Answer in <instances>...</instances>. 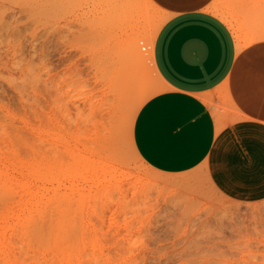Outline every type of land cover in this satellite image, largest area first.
I'll return each instance as SVG.
<instances>
[{"label":"rangeland","instance_id":"374dc122","mask_svg":"<svg viewBox=\"0 0 264 264\" xmlns=\"http://www.w3.org/2000/svg\"><path fill=\"white\" fill-rule=\"evenodd\" d=\"M124 2L128 13L121 27L143 20L140 24L146 30L154 26L157 32L164 18L161 10L154 21L142 12L141 0ZM112 8V0H0V180H7L16 200L28 191L36 192V207L44 205L42 213L47 212L38 222L50 227L53 221L54 232L64 224L51 198L67 197L71 207L79 209L87 235L99 238H95L97 243L86 244L85 250L99 254L97 258L107 264H264V201L224 197L210 183L205 163L183 174L167 175L153 171L141 158L136 162L124 159L126 141L136 152L132 140L136 114L160 90L161 81L152 76V90L139 107L133 111L123 108L117 146L105 139L101 142L95 134L96 97L91 95H97L99 85L95 83L99 82L93 76L116 59L112 30L120 28L96 15ZM218 8L243 14L245 22L235 28L240 40H246L245 27L264 23V0H230ZM146 34H140L139 48L146 45ZM98 56L104 60L97 64ZM101 167L106 172L114 170L116 176L109 178ZM135 176L142 183H136ZM96 177L116 186L110 187L109 199L108 188L101 189L104 200L98 203L90 197ZM16 224L12 216L0 219L8 251L13 253L24 243L20 244ZM78 229L70 232L71 239L81 237Z\"/></svg>","mask_w":264,"mask_h":264},{"label":"crops","instance_id":"0c3cea01","mask_svg":"<svg viewBox=\"0 0 264 264\" xmlns=\"http://www.w3.org/2000/svg\"><path fill=\"white\" fill-rule=\"evenodd\" d=\"M112 1V10L96 16L121 27L125 0ZM141 1L144 14L164 17L152 47L162 87L136 114V152L167 175L205 163L224 197L264 201V23L245 27L240 40L239 3L232 13L218 8L230 0Z\"/></svg>","mask_w":264,"mask_h":264},{"label":"bare ground","instance_id":"6f19581e","mask_svg":"<svg viewBox=\"0 0 264 264\" xmlns=\"http://www.w3.org/2000/svg\"><path fill=\"white\" fill-rule=\"evenodd\" d=\"M156 14H157V12H156ZM155 16H158V15H155ZM154 21H156V20H154ZM158 21H159V19H158ZM140 22H144V21L143 20L142 21H138V20L128 21L127 24L124 23L125 26L117 28V30H116V28L114 29L115 32H113L114 33L113 35H115V37H114L115 41H113V43L115 44V48L113 47L112 43H111L112 44L111 48L113 47V51H114V49H116V51H115L116 56L113 54L116 57V59L115 60L111 59L112 61H110L108 59L109 62H111V64H109L111 67L110 66L108 67V65H107L106 66L107 69L102 68L103 71H100L99 75H97L98 73H96V75L93 76V78H97V80L95 79V81L99 82V83H95V84L99 85L98 86L99 91H98V93H96L97 95H94V96L91 95V97H96V99H94V106L96 108V110H95L96 114L95 115H97V116L93 115L94 117H97V118H94L95 123H96L95 124V126H96L95 134H97V136L101 142L104 141L107 144L116 143V146L118 145V142H119L118 139L120 137L119 136L120 135V132H119L120 131V125H119L120 120H119V118H120V113L122 112L123 108H130V109L131 108H133V109L137 108L138 104L140 102L142 103V98L146 94H148V92H150L152 90V84L150 83L151 82L150 80L153 79L152 76L155 78H158V72L156 71V68H155L154 62H153V49H152L154 37L156 35V28H154V26L151 29L149 27H147L148 29L146 30V26L144 27V23L140 24ZM148 22L149 21L147 20V24H148ZM142 25H143V28H142ZM144 31H146V33H147L145 36V38L147 37L146 38V40H147L146 45L139 48L137 42L140 38V34ZM113 35H112V37H113ZM111 48L109 47L108 49H111ZM145 50H148V51L145 52ZM96 53H95V55H96ZM107 53H108V51H107ZM99 56H101V55H99ZM110 56H112V55H110ZM93 57L95 59L94 55H93ZM96 58H97V56H96ZM105 58H108V57H105ZM100 59H101L100 57H99V59H96V61L98 60L97 64H98ZM102 59L100 61L104 60V59L103 60ZM92 61H94V60H92ZM106 61H104V63H102V65L100 63H99V65H97L95 63V67H96V65H97L96 68L103 66V64H105ZM94 62H92V63L94 64ZM70 67H73V66L71 65ZM92 68H94V67H92ZM73 69H71V70H73ZM99 70H101V69H99ZM78 71H80V70L78 69ZM92 71H93V69H92ZM71 74H73V73H71ZM70 81H71V79H70ZM77 82H78V80H77ZM80 85H82V84L80 83ZM94 86L95 85H92L93 89H94ZM75 90H76V87H75ZM80 91L81 90H79V92ZM85 93H87V92H85ZM83 98H85V97H83ZM89 100L87 98V101L91 102V99H89ZM75 102L77 104V101H75ZM78 109H80V108H78ZM133 109H131V110L133 111ZM103 139H105V140H103ZM127 139L130 141V138H127ZM123 148H124L123 149L124 159L127 157L130 159V162H136L137 160H140L139 159L140 157H138L136 152L132 150L131 144L128 141L125 142V147H123ZM116 149H114V150H116ZM118 151L120 153V150H118ZM118 151H117V153H118ZM111 155L113 156V154H111ZM120 155H123V154H120ZM108 157H111V156H108ZM112 159H114V158H112ZM44 160H45V156H44V159H42V161H44ZM99 161L98 162L96 161V162L100 163L101 161L100 162ZM44 162H42V163H44ZM92 162H94V164H96L95 161H92ZM48 163H50V162H48ZM48 163H45V164H48ZM90 166H91V169L93 170L94 167L91 164H90ZM96 167H98V166H96ZM102 167H101V171H103V174L109 175L108 177L109 178L111 177V179H112L115 175V173L113 172L114 170L113 171L110 170V171L106 172L105 170H103L105 168H102ZM99 169H100V166H99ZM97 170H98V168H97ZM88 171H90V170H88ZM74 172H76V171H74ZM32 174L35 175V173H32ZM95 176H97V175H95ZM99 177H96L98 179L96 181L94 179L93 191H92V189H90L91 192H93L92 194L90 193L91 194L90 197H92V199L94 198V200L96 199L97 203L99 201H101V199L103 198V196H101V193H102L101 189L104 191L105 187L108 188V189L106 188L107 190L105 191V193L107 192L106 198L109 199L108 195H110V194H108V192H110L111 188L116 187V186H111L112 184L106 185L103 182V180L102 181L100 180L101 178L99 179ZM133 177H134V175H133ZM135 178H136L135 179L136 183L143 181L141 179H140L141 181L138 180L139 177L137 178V176H135ZM102 179H104V178H102ZM128 180H129V178H128ZM6 181L7 180H0V204H1L0 205L1 206L0 219L2 221H6L7 217H9V216L14 217V219L16 220V223H17L16 225L20 226V233H21L20 234V237H21L20 244L22 243V241L24 243H26V244L23 243L22 245H26L25 248H27V249H25V248L22 249L21 248L22 245L20 246V244H18V246H20L19 250L15 251V253H13V251L9 252L8 249L10 250V246H9V248H7L8 246L6 243L5 227H2V230H0V264H107V263H109V262L106 263L102 260L100 261L97 258V255L99 257V254H94L92 251L89 252L90 250H87V251L85 250L86 244H88V243L94 244V242L97 243V240L95 241V238L98 236L94 237L93 235H91V237H92L91 238L87 235V233L83 229L84 224L83 225L80 224V223H84V222L81 220V218L80 219L78 218L79 209L78 208L73 209L71 207L73 204L70 205L68 203L67 197L61 198L59 195H56V196L51 198V200H52L51 202L49 201L50 204H52V205L54 204L53 206L59 208L60 213H61V217L63 219V224H64L62 228H60L56 232H54L53 228H52V224H51V222H53V221H51L49 223L51 225L50 227H47V224L46 225L40 224L41 222H38V220L40 221V219H39L40 215L44 213V212L42 213V209L44 208V205L40 209H39V207H36V203H37L36 197H35L36 192L33 193L34 191L33 192L28 191L30 193H27V191L25 190V193H27V194L24 197L16 200V198L12 195L13 190L10 189V188H12L11 185H8L9 183L7 184ZM145 182H147V180ZM110 183L111 182H109V184ZM136 183H135V186H138V185H136ZM147 185L148 184H146L145 187H147ZM140 186H138V187L140 188ZM141 188H143V186ZM135 189H137V188H135ZM105 193H104V195H105ZM97 198H100V199H97ZM81 199H83V198H81ZM102 200H104V199H102ZM50 204L48 203V207H47L48 209H49ZM84 204H85V202H84ZM85 207L86 206H84V208ZM45 214H47V212L44 213V216H45ZM51 220H52V218H51ZM8 225H10V224H8ZM44 225L47 228L41 227ZM7 227H9V226H7ZM53 227H55V226H53ZM76 228H79L81 230L82 235L78 239H71V237H70L71 233L70 232L73 233V231H76L75 230ZM78 230H77V232H78ZM7 239H8V237H7ZM96 239H99V238H96ZM87 249H89V248H87ZM26 250H28V251H26ZM111 264H113V263H111Z\"/></svg>","mask_w":264,"mask_h":264}]
</instances>
